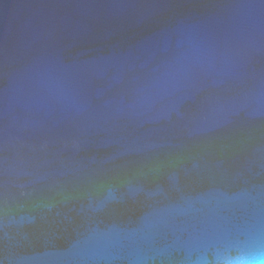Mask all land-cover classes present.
Instances as JSON below:
<instances>
[{
    "label": "water",
    "instance_id": "water-1",
    "mask_svg": "<svg viewBox=\"0 0 264 264\" xmlns=\"http://www.w3.org/2000/svg\"><path fill=\"white\" fill-rule=\"evenodd\" d=\"M0 264H264V0H0Z\"/></svg>",
    "mask_w": 264,
    "mask_h": 264
}]
</instances>
